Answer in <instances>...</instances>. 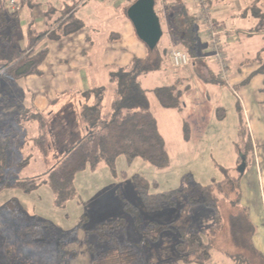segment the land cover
Wrapping results in <instances>:
<instances>
[{
	"label": "trees",
	"instance_id": "1",
	"mask_svg": "<svg viewBox=\"0 0 264 264\" xmlns=\"http://www.w3.org/2000/svg\"><path fill=\"white\" fill-rule=\"evenodd\" d=\"M26 1L19 0V8L11 10L5 6V0H0L1 28L6 26L10 18L15 22L16 14ZM128 1L130 4L127 9L138 0ZM208 1L212 6L211 0ZM153 2L154 9L155 5H162V12L177 26L176 35L179 39L185 40L183 42L185 49L182 50L195 60L197 58L194 50L196 32L194 24L197 20L195 16L185 13L184 28L181 26L179 28L177 19L182 11L184 12L183 8L176 13L169 9L171 3L166 0ZM251 10L253 15H256L259 6L255 4ZM155 12L157 13L156 10ZM51 13L52 11L47 13V16ZM82 25L73 13H62L50 23L47 21L44 31L31 32L32 43L39 42L47 32H50L51 38H58L80 30ZM157 45L158 43L150 50L146 59H133L129 66L114 71L107 87L88 90L77 97H71L57 111L51 109L40 111L34 107H27L18 119L7 125H0V190L16 188L29 192L44 183L53 190L57 205H62L75 193L74 178L77 172L87 167L95 168L103 161L109 162L118 154H123L128 163L140 158L157 168L165 167L168 162L165 143L150 110L148 92L137 81L139 75L156 70L163 63L166 52H159ZM10 50L11 56L0 61V76L9 74L13 78H19L37 74L47 54L45 47L39 49L33 47L29 50L10 47ZM259 71L264 73V64L260 66ZM151 93L164 109H179L182 105V91L175 86H157ZM29 147L40 152L44 159L53 157L56 163L42 175L21 178L20 173L23 171L24 175V170L31 161L32 153L28 151ZM223 173L225 176L221 180H213L206 185L187 176L182 187L160 192H150L147 179L140 174H134L133 181L143 208L149 212L175 207L179 198H183L189 207L202 206L213 211L215 222L204 229L189 228L192 231L188 228L178 229L180 238L174 246L183 264H209L212 259V240L219 229V205L225 202H229L230 206L238 211L229 217V236L232 243L235 247L247 250L253 258L260 260V264H264V257L251 243L253 226L247 210L240 204L239 177L225 170ZM12 202L15 205L12 206L13 214L17 212L15 217H20L23 209L17 201ZM6 208V205L2 206L0 213ZM6 222L0 220L1 233L5 232ZM175 223L176 220L167 225L149 224L151 229L147 230V234L156 240L163 230L175 227ZM123 226L124 223L118 220L117 223L114 221L101 223L94 229L97 236L95 243L99 245L95 264L140 263L133 243L119 242L114 234L117 227ZM51 229L52 225L49 222L34 218L29 223L15 224L11 238L13 244H23L22 237L25 233L33 238L27 240L25 246H42L46 242V231ZM5 254V264L19 263L18 254L11 251ZM231 262L239 264L234 259ZM243 262L241 264H244Z\"/></svg>",
	"mask_w": 264,
	"mask_h": 264
},
{
	"label": "rangeland",
	"instance_id": "2",
	"mask_svg": "<svg viewBox=\"0 0 264 264\" xmlns=\"http://www.w3.org/2000/svg\"><path fill=\"white\" fill-rule=\"evenodd\" d=\"M211 9L213 17L215 5H212ZM99 11L103 22L108 20L109 26L111 22L115 21L104 7ZM24 14L26 12H23V17ZM76 14L83 19L84 23L91 25L95 22L96 7L91 4L87 8L79 9ZM250 14L253 15V13ZM253 16L260 19L254 23H264V5L260 6L259 12ZM23 17L21 15V19ZM116 27L121 29L119 25ZM26 28L22 23L17 24L11 18L7 21L6 26L1 28L0 25V61L7 60L11 56L10 47L21 50L23 43L28 46ZM198 33L200 36H204L201 26L198 28ZM46 42V39L39 40L34 47L36 49L44 47ZM51 51L54 50L51 48ZM258 80H254L256 82H252L247 88V92L250 94L252 87L251 97L254 100L264 98V91L259 89L264 86V79ZM140 81L144 85L158 84L152 76L141 78ZM253 83L255 86H252ZM40 86L35 82H26L24 77L13 78L9 74L1 75L0 117L2 119L0 125H7L18 119L21 112H17L19 115L10 119H5L3 116L14 110V105H17L16 109L19 111L32 107L29 89ZM224 87L229 89L227 86ZM226 88L221 91V101L206 109L203 116L205 119L201 122H196L192 112L190 109L188 110L185 116L187 124L184 129L188 145L184 147L181 154H169L165 167L157 168L140 158L128 163L123 154H118L109 162L103 161L95 168L87 167L77 172L74 178L75 193L62 205H57L53 190L44 183L29 192L16 188L0 190V208L5 205L7 207L0 213V220L7 221L5 232H0V264H5L4 256L7 251L20 256L17 258L18 264H95L99 245L97 242L95 243L97 236L94 229L101 223L112 221L117 223L118 220L124 223V226L117 227L114 234L119 242L133 243L140 258L139 264H183L174 246L180 238L178 229H204L215 222L213 211L208 207H189L183 198H179L175 207L149 212L143 208L140 202L133 176L134 174L142 175L149 183L148 190L150 192H160L182 187L187 176L205 185L212 180H221L225 176L224 168H228L230 171L233 168L238 171L235 163L237 156L233 144L237 141L235 138L237 131L246 133V130H242V124L244 128L246 123L241 108V101L244 104L245 97L242 91H237L240 100L232 90L229 89L230 93ZM149 101L154 117L160 122L161 133L164 136L169 133L167 138L171 137L175 133V129L168 130L166 124L161 123L162 118L170 112L163 111L164 109L159 106L152 95H149ZM18 103L21 106H18ZM218 105L219 107H217ZM59 109L60 106H56L53 110ZM257 110L262 120L261 131L264 132V104ZM21 127L23 130V125ZM169 128L172 127L169 125ZM192 134L193 136H191ZM169 142L171 143L170 138ZM29 149L31 148L29 147ZM29 149L28 151L32 153L30 164L24 170V175L22 171L19 177L42 175L56 163L53 157L44 159L40 152ZM169 152L171 153V150ZM231 197L233 198V195ZM13 200L17 201L23 209V214L20 217H15L17 212L13 214L12 206H15ZM219 209L220 223L212 240V255L217 253V249L225 250L222 252L226 253L229 261L234 259L239 264L243 260L244 264H260L258 258H253L252 254L245 249L235 247L231 241L229 217L238 211L231 207L229 202L220 204ZM34 218L44 220L52 225V229L46 231V242L42 246L27 247L24 243L33 238L23 233V244H13L11 235L14 225L32 222ZM174 220H176L175 227L163 230L156 240L148 236L147 230L151 229L149 224L167 225ZM191 229L189 231H192ZM151 234L154 235L153 232ZM91 243L95 245L92 246ZM90 246L94 249L93 251L90 250ZM213 261L214 258L209 264H212Z\"/></svg>",
	"mask_w": 264,
	"mask_h": 264
},
{
	"label": "crops",
	"instance_id": "3",
	"mask_svg": "<svg viewBox=\"0 0 264 264\" xmlns=\"http://www.w3.org/2000/svg\"><path fill=\"white\" fill-rule=\"evenodd\" d=\"M166 1L171 3L169 9L172 12L177 13L183 8L184 12L182 11L178 17L177 25L184 28L185 13L194 16V5L190 0ZM257 1L211 0L212 5H215L214 26L220 32L219 36L230 67V86L216 80L218 65L204 57L206 39L198 33L199 26L203 30L204 26L197 20L194 24L196 31L194 50L197 58L183 68H174L170 65L168 51L173 47L185 49L183 43L185 40L179 39L176 35L177 26L162 12L161 4L155 5L163 31L157 50L165 51L166 57L158 69L139 75L137 81L143 89L147 90L148 99L149 95L154 97L151 91L157 86H175L182 91V105L179 109H164L159 105L164 109L163 111L170 112L162 118L161 123L166 124L168 130L175 129L173 138L169 137L171 143L167 138L170 134L164 136L161 133L160 122L154 117L158 131L164 140L167 155L181 154L184 147L188 145L184 129L187 124L185 116L189 109L194 120L201 122L205 119L203 116L206 109L221 101L220 94L222 89L226 88L224 86L244 93L245 103L241 101V108L246 127L244 129L242 124V130H246V133L237 131V137H235L237 141L233 144L238 171L233 168L231 171L228 168L223 170L239 177L240 204L247 210L253 226L251 243L264 257V132L261 131L262 120L257 110L264 104V98L254 100L251 97L252 87L250 94L247 92L248 86L256 82L254 80L264 79V73L259 71L260 66L264 64V23H254L260 19L250 14L253 13L251 11L253 5L256 4L259 7L264 5L261 0L258 3ZM91 4L96 7L95 22L87 25L76 11L87 8ZM129 4L128 0H27L23 2V7L15 17L17 24L20 22L27 27L28 46L23 43L21 50L33 48L35 45L32 43L33 33L44 31L47 21L50 23L62 13H73L83 24L80 30L71 34L51 38L50 32H47L42 38L47 41L44 46L47 54L38 68L39 71L37 74L23 76L26 82L31 81L41 85L38 88L29 89L32 107L40 111L53 110L56 106L61 107L66 100L77 97L82 92L107 87L112 73L118 68L129 66L133 59L143 60L148 57L150 50L138 38L127 17L126 9ZM103 7L115 20L110 26L108 20L107 22L102 20L99 9ZM51 11L49 16H52H47V13ZM23 12H26L24 17ZM116 25H119L121 29H117ZM51 48L54 51H51ZM148 76L155 78L158 84L153 86L142 84L141 78ZM254 83L252 86H255ZM109 89L112 90L111 87ZM229 89L227 90L231 93ZM259 89L264 91V86ZM14 106V110L3 115L5 119L19 115L20 112L22 114L23 109L19 111L16 109L17 105ZM18 106L21 105L18 103ZM169 125L172 128H169ZM222 251L225 250L217 249V253L212 255L214 258L212 264H233L227 260L226 253L223 254Z\"/></svg>",
	"mask_w": 264,
	"mask_h": 264
},
{
	"label": "built area",
	"instance_id": "4",
	"mask_svg": "<svg viewBox=\"0 0 264 264\" xmlns=\"http://www.w3.org/2000/svg\"><path fill=\"white\" fill-rule=\"evenodd\" d=\"M195 7L194 16L204 25V36L207 41L206 54L204 57L218 65L217 79L218 81L230 86V67L227 62L226 54L223 49L222 42L219 37V30L214 26L211 16V6L208 0H190ZM5 6L11 10L19 8V0H5ZM169 63L174 68H183L193 61V58L184 50L179 48H171L168 51ZM232 92L238 99L239 94L235 89Z\"/></svg>",
	"mask_w": 264,
	"mask_h": 264
},
{
	"label": "water",
	"instance_id": "5",
	"mask_svg": "<svg viewBox=\"0 0 264 264\" xmlns=\"http://www.w3.org/2000/svg\"><path fill=\"white\" fill-rule=\"evenodd\" d=\"M126 14L138 38L145 43L149 50H152L163 34L153 0L136 1L127 9ZM241 170L242 168L239 171L241 172Z\"/></svg>",
	"mask_w": 264,
	"mask_h": 264
}]
</instances>
